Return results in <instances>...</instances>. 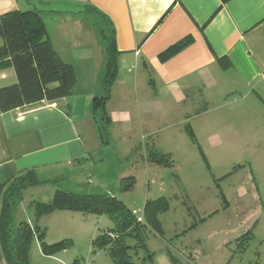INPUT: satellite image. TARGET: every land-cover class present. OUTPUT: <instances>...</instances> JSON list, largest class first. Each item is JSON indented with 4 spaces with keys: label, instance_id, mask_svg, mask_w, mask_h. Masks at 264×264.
<instances>
[{
    "label": "crops",
    "instance_id": "1",
    "mask_svg": "<svg viewBox=\"0 0 264 264\" xmlns=\"http://www.w3.org/2000/svg\"><path fill=\"white\" fill-rule=\"evenodd\" d=\"M28 1L0 0V15L37 7L55 48L74 65L77 84L69 98L0 114L1 182L29 168L60 180L63 171L81 169L101 152L92 109L95 96L105 93L100 80L107 52L100 31L107 27L115 34L119 65L107 101L109 132L150 139L163 135L178 110L186 113L179 122H186L193 113L203 117L210 108H227L230 99L242 113L235 122H264V0ZM188 36L189 45L161 60L162 52ZM16 81L14 68L0 70V87ZM0 264H7L1 241Z\"/></svg>",
    "mask_w": 264,
    "mask_h": 264
},
{
    "label": "rangeland",
    "instance_id": "2",
    "mask_svg": "<svg viewBox=\"0 0 264 264\" xmlns=\"http://www.w3.org/2000/svg\"><path fill=\"white\" fill-rule=\"evenodd\" d=\"M228 103L224 109L210 108L203 117L193 113L186 122V113L178 110L163 135L146 140L141 134L130 140L120 130L110 131L108 143L101 141V152L92 162L59 175V187L81 194L112 193L140 218L148 199L166 196L170 208L159 216L164 234L149 227L146 246L134 256L138 264H264V122H235L242 113L235 112L238 103L233 99ZM216 120L224 124L218 126ZM148 145L169 153V164L150 162ZM56 177L45 176L46 182L26 188L17 208V220L36 231L31 264H114L106 251L93 248V240L114 226L107 214L62 209L37 217V202L54 197L58 186L49 180ZM131 177L136 182L125 190L129 180L123 179ZM40 233L46 243L71 239L73 244L46 255ZM247 233L240 245L238 239Z\"/></svg>",
    "mask_w": 264,
    "mask_h": 264
},
{
    "label": "trees",
    "instance_id": "3",
    "mask_svg": "<svg viewBox=\"0 0 264 264\" xmlns=\"http://www.w3.org/2000/svg\"><path fill=\"white\" fill-rule=\"evenodd\" d=\"M28 2L34 4L40 1ZM89 7L92 11H97L96 8ZM100 34L107 52V62L100 80L105 93L102 96H95L92 112L104 145L108 143L112 124L107 101L111 88L117 80L119 65L113 29L103 28ZM0 39L3 41L0 45V70L14 68L17 73L15 83L0 87V114L43 101L56 102L73 95L77 84L75 67L65 61L55 48L47 24L37 7L0 15ZM191 42L190 36L184 38L162 52L161 60L166 61ZM218 60L225 68L231 64L223 57ZM206 107L203 104L199 112L204 111ZM186 129L194 138L192 128L187 125ZM148 153L147 158L150 162L169 164V153L165 154L153 148H150ZM125 179H128L129 183L124 185V189L129 190L136 180L131 177L124 178L123 181ZM49 181L54 182L58 187L51 201L37 202V217L62 209L84 215L107 214L114 226L93 240V248L94 252L106 251L114 264H138L134 256L138 255L139 248L146 246L149 227L159 234H164L159 216L170 208V201L166 196L148 199L143 208V217L140 218L112 193L81 194L69 189H61L57 179ZM43 182L46 180L40 176L37 168L23 170L6 183L0 180V241L7 264H31L30 246L36 231L29 223L18 221L16 214L24 190ZM43 234L40 233L39 239L46 255H56L73 244L71 239L46 243ZM248 234L238 239L240 245L244 246ZM130 240H134L135 244L132 245ZM148 259L152 260L153 255L149 254Z\"/></svg>",
    "mask_w": 264,
    "mask_h": 264
}]
</instances>
